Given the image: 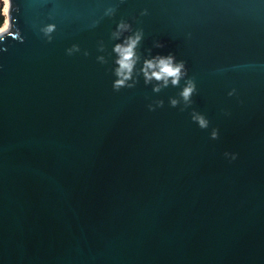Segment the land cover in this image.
Listing matches in <instances>:
<instances>
[{"label":"water","instance_id":"obj_1","mask_svg":"<svg viewBox=\"0 0 264 264\" xmlns=\"http://www.w3.org/2000/svg\"><path fill=\"white\" fill-rule=\"evenodd\" d=\"M117 2L14 0L25 41L0 54V264H264V0H123L116 18L149 9L140 50L174 53L196 82L176 108L179 86L112 89L103 12ZM72 43L90 55H66Z\"/></svg>","mask_w":264,"mask_h":264},{"label":"clouds","instance_id":"obj_2","mask_svg":"<svg viewBox=\"0 0 264 264\" xmlns=\"http://www.w3.org/2000/svg\"><path fill=\"white\" fill-rule=\"evenodd\" d=\"M122 2L123 0H119L117 3L109 4L103 12V16L115 20V27L110 32L111 39L116 41L111 48L112 89L117 92L122 88L131 89L141 80L144 85L151 86L153 93H159L169 85L179 86L177 95L169 97V106L176 108L183 104L187 107L192 103V97L197 92V86L195 80L188 76L185 61L177 59L172 52L167 54L157 52L153 55L150 48L146 50L147 54L142 52L140 49L141 42L145 38V30L141 26L140 18L148 16L150 14L149 9L142 7L136 15H121L116 18ZM13 6L14 0H0V54L7 52L10 43L8 38L20 43L25 41L23 31L19 27V18L12 15ZM98 23V20L94 21L91 27H95ZM38 31L46 42L51 43L54 39V33L57 31V24L55 22L40 23ZM153 47L163 48L164 44L158 40L153 41ZM104 50L103 42H98L97 52L103 53ZM65 54L68 56L76 54L88 56L90 52L87 49L82 50L79 43H72L65 48ZM95 59L100 64L108 63L102 54L97 55ZM2 68L3 65H0V69ZM181 81H183L182 85ZM235 94V89L228 92L229 96ZM163 106V99H152L147 104L149 111H155ZM225 115H229V113L225 111ZM191 118L198 127L208 128L209 120L203 113L193 110ZM210 136L212 139H218L220 136L219 129L213 128ZM224 155L231 162L235 161L239 154L237 152H225Z\"/></svg>","mask_w":264,"mask_h":264}]
</instances>
